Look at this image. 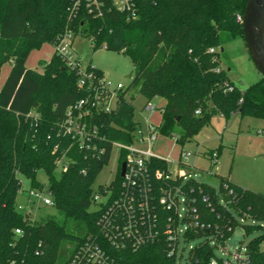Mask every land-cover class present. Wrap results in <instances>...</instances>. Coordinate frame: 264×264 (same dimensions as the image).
<instances>
[{
	"label": "trees",
	"instance_id": "obj_1",
	"mask_svg": "<svg viewBox=\"0 0 264 264\" xmlns=\"http://www.w3.org/2000/svg\"><path fill=\"white\" fill-rule=\"evenodd\" d=\"M99 1L100 8L86 0H0V75L6 63H13L0 90V264H69L77 245L97 231L93 184L108 156L95 159L72 147L68 170L55 177L56 160L71 144L60 127L68 107L86 93L56 53L42 62V72L26 65L32 50L45 43L55 45L66 30L75 38H88L95 50L104 47L128 56L134 75L123 95L134 87L148 101L164 98L161 131L176 136L181 145L192 142L216 113L226 120L234 114L264 119V77L242 89L228 70L215 71L221 66L214 60L220 59V51L210 53L237 38L244 40L238 16L244 15L248 0H132V12L118 9L113 0ZM135 110L125 99L116 114L102 116L107 124L103 133L109 139H128V132L120 129L134 128ZM41 169L49 177L48 191L64 213V222L32 220L17 209L19 174L32 187L43 188L37 180ZM225 185L235 197L230 195L224 204L220 194L228 193ZM220 187L218 193L195 179L184 184L201 220L211 224L186 233L187 241H198L188 262L210 264L216 257L212 242L226 243L246 213L257 223L243 225L245 234L260 231L247 244L250 264H264V227L258 224L264 221V193L235 185L227 177H220ZM67 220L74 221L80 234L69 230ZM108 250L115 264H179L164 241Z\"/></svg>",
	"mask_w": 264,
	"mask_h": 264
},
{
	"label": "built area",
	"instance_id": "obj_2",
	"mask_svg": "<svg viewBox=\"0 0 264 264\" xmlns=\"http://www.w3.org/2000/svg\"><path fill=\"white\" fill-rule=\"evenodd\" d=\"M86 1L100 8L99 0ZM113 2L122 11L133 10L132 0ZM238 20L242 22L243 16L239 15ZM74 40L73 32L66 30L54 45V53L61 56L66 65L76 73L78 87L86 94L67 109L60 134L70 137L71 144L67 151L57 158L56 169L60 168L62 173L68 170L71 163L68 151L72 147L95 159L107 155V163L116 154L119 167L113 181L97 190L93 189L92 205L99 211L97 231L88 233L83 242L77 245L70 256L69 264H115L110 259L108 248L137 249L158 241H164L168 254L177 255L181 264V239L194 242L186 240L185 235L189 230L211 228V224L201 220L198 208L192 205L195 199L188 197L183 189L187 181L195 179L192 177L195 166L188 162L189 153H182L178 164L180 168L175 171L171 167L170 159L162 158L154 152L159 135L163 133L161 125H154L142 114L143 109L155 111L158 108L150 101L139 112L135 110V125L132 130L120 129L122 132H128V139H109L103 133L107 124L101 118L118 112L126 99V95H123L126 88L122 83L113 85L104 73H98V68L92 63L84 66L74 53ZM219 48H211L210 53L219 51ZM214 60L220 59L215 56ZM221 67H216L215 71L220 72ZM226 87L229 91L234 88L229 82H226ZM196 113L200 114L201 110H196ZM112 125L119 128L114 123ZM172 138L177 139L176 136ZM209 154L212 164H216L218 153L213 151ZM123 164L125 171L122 176ZM179 180L180 183H177ZM225 189L228 193H223L224 195L235 197L234 190L228 185H225ZM28 196L33 202L39 200L44 205L55 207L48 185L32 188ZM204 201L208 202V197H204ZM222 202L225 204L227 201ZM182 203L184 207H181ZM208 205L211 204L208 202ZM17 209L20 211L24 207L17 203ZM30 213L31 211H28L25 214ZM16 232L21 233L19 229ZM212 243L221 249L226 246L215 241ZM192 247L194 245H191L190 249ZM229 255L228 253L226 258L216 255L212 257L210 264H250L247 248L245 252L239 250L234 253L232 259Z\"/></svg>",
	"mask_w": 264,
	"mask_h": 264
},
{
	"label": "rangeland",
	"instance_id": "obj_3",
	"mask_svg": "<svg viewBox=\"0 0 264 264\" xmlns=\"http://www.w3.org/2000/svg\"><path fill=\"white\" fill-rule=\"evenodd\" d=\"M224 51H220L221 66L229 70L230 73H236L245 85L241 86L245 89L254 82L262 79V73L255 66L246 44L242 38H237L225 45ZM75 55L81 59L82 64L87 66L92 63L94 66L102 70L107 79L113 84L122 83L125 88L129 87L134 75V67L128 56L121 52H115L101 47L97 50L91 46V41L83 36H77V42L74 48ZM54 55V45L50 43L43 44L40 48H36L29 54L26 64L30 69L38 72L43 71L42 62H49ZM12 62L6 63L0 75V89L6 80L7 74L10 72ZM126 99L133 103L139 112L148 100L139 93L138 88H130L126 94ZM157 105L155 111L143 109V116L147 117L154 125L160 126L162 122L161 108L165 104V99L156 97L150 101ZM189 153L188 162L194 165L193 178L200 182H205L220 193V175L230 178L235 184L243 188L264 193V119L253 116H240L234 114L230 119L216 113L210 125L205 126L194 138L192 142L185 145L179 144L174 138L160 134L155 144L154 152L162 157L171 160V167L177 171L178 165L183 152ZM217 152L218 158L215 165H212L210 154H202L200 152ZM118 161L116 154L106 163L102 171L97 176L93 189L97 190L100 186L108 185L117 176ZM62 171L60 168L55 170V177L60 178ZM22 181V188L19 192L17 202L23 205L24 209L20 211L27 213L30 219L37 221H47L48 219H56L64 222L66 217L64 213L56 207L42 204L39 200L29 198L28 192L34 188L31 182L25 176L19 174ZM37 180L47 185L49 177L44 170L37 172ZM184 204L182 203V206ZM96 208L94 205L91 207ZM245 219L239 220L240 224L235 229L232 236L225 243L224 249L219 246L215 247V254L220 258H229L239 250L246 251L247 244L251 239L256 237L260 231L255 230L252 234L246 235L243 225L255 224L252 216L244 213ZM239 218V217H238ZM258 224L264 227L263 222ZM69 230L74 234H80L74 224V221L67 220ZM198 241L186 242L181 239L180 254H182L181 264H189L188 255L191 245H195ZM264 247V244H262Z\"/></svg>",
	"mask_w": 264,
	"mask_h": 264
},
{
	"label": "water",
	"instance_id": "obj_4",
	"mask_svg": "<svg viewBox=\"0 0 264 264\" xmlns=\"http://www.w3.org/2000/svg\"><path fill=\"white\" fill-rule=\"evenodd\" d=\"M242 25L247 50L255 66L264 77V0H248ZM221 51H224V48H221ZM230 76L239 86L245 85L238 74L230 73ZM124 171L125 164H123L122 176L124 175ZM220 196L225 202L229 199L224 194Z\"/></svg>",
	"mask_w": 264,
	"mask_h": 264
},
{
	"label": "crops",
	"instance_id": "obj_5",
	"mask_svg": "<svg viewBox=\"0 0 264 264\" xmlns=\"http://www.w3.org/2000/svg\"><path fill=\"white\" fill-rule=\"evenodd\" d=\"M76 42H77V37L75 38V40H74V48H75V44H76ZM27 65V64H26ZM28 67V66H27ZM12 68V67H11ZM29 68V67H28ZM11 70V69H10ZM10 73V72H9ZM9 73L7 74V77H8V75H9ZM104 73V72H103ZM105 74V73H104ZM106 75V74H105ZM7 77H6V79H7ZM6 81V80H5ZM5 81H4V83H5ZM3 83V84H4ZM3 84H2V86H3ZM2 88V87H1ZM1 90V89H0ZM212 122V121H211ZM219 177H223V176H219ZM228 178V177H227ZM232 183H234L235 184V182H233L230 178H228ZM235 185H237V184H235ZM239 186V185H238ZM242 187V186H241ZM245 189H247V188H245ZM251 190V189H250ZM257 192V191H256ZM262 193V192H261Z\"/></svg>",
	"mask_w": 264,
	"mask_h": 264
}]
</instances>
